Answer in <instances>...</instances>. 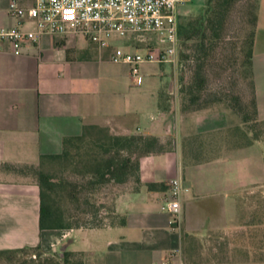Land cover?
<instances>
[{"label":"crops","instance_id":"obj_1","mask_svg":"<svg viewBox=\"0 0 264 264\" xmlns=\"http://www.w3.org/2000/svg\"><path fill=\"white\" fill-rule=\"evenodd\" d=\"M8 1L0 0V27L14 25ZM32 2L18 0L22 7ZM21 27L33 24L24 19ZM124 43V49L144 50L138 39L126 36ZM114 47L119 46L108 40L100 48L78 34H43L37 42H23L18 55L7 42L0 44L1 256L31 249L60 264H264L241 237L235 242L233 237L242 196L264 187L261 141L250 140L226 108L179 111L169 97L170 81L162 85L158 79L164 64L140 63L138 75H131L130 65L109 60ZM250 61L261 120L264 0H256ZM87 125L112 135L151 134L171 145L139 158V184L113 194L100 225L39 229L46 191L1 165L35 166L40 155L59 153L62 139L80 135ZM172 178L182 187L177 228L168 225L169 214L160 209ZM146 183H162L164 189L147 190ZM221 235L224 249L215 255L208 246ZM20 264H36L34 254Z\"/></svg>","mask_w":264,"mask_h":264},{"label":"trees","instance_id":"obj_2","mask_svg":"<svg viewBox=\"0 0 264 264\" xmlns=\"http://www.w3.org/2000/svg\"><path fill=\"white\" fill-rule=\"evenodd\" d=\"M237 0H204L196 14L176 21L178 60L182 69L188 67V77L179 83V111L197 112L211 108L210 103H198L205 88L206 68L216 59L223 44L229 11ZM255 29V15L244 53L248 72L250 99L243 107L234 109L240 115L242 127L250 140H260L264 149V129L248 126L253 122L263 126L255 110L250 59ZM218 99L211 100L216 101ZM250 108L251 118L246 110ZM171 140L164 142L158 136L133 133L112 135L104 127L87 125L78 136L62 139L57 154L40 155L35 166L1 165L3 170L32 178L46 191V200L39 205L38 226L61 228L70 226H98L109 215L113 194L129 184H139V158L167 150ZM69 171L73 180L57 175ZM147 190L164 189L162 183H146ZM73 209V210H72ZM75 211V214H73ZM89 212V213H88ZM90 214V220L81 222L79 215ZM4 253L0 251L1 254ZM66 253H63V259ZM264 257L259 258V260ZM52 264H60L53 259Z\"/></svg>","mask_w":264,"mask_h":264},{"label":"built area","instance_id":"obj_3","mask_svg":"<svg viewBox=\"0 0 264 264\" xmlns=\"http://www.w3.org/2000/svg\"><path fill=\"white\" fill-rule=\"evenodd\" d=\"M189 0H33L27 6L18 0L8 1V14L14 19L11 27H0V44L7 42L11 53L20 54L23 42H37L41 35L78 34L98 47H105L113 36L137 35L144 50L112 48L109 60L130 65L137 76L140 63L168 64L178 61L175 7ZM33 27H21L22 20ZM168 195L160 209L169 214L168 225L177 228L180 219L179 196L182 187L177 178L167 182ZM185 190V189H184ZM154 264V263H153Z\"/></svg>","mask_w":264,"mask_h":264},{"label":"rangeland","instance_id":"obj_4","mask_svg":"<svg viewBox=\"0 0 264 264\" xmlns=\"http://www.w3.org/2000/svg\"><path fill=\"white\" fill-rule=\"evenodd\" d=\"M203 1L189 0L185 4L176 6V21H181L196 14ZM255 6L256 0H237L232 5L223 44L216 53V59L206 68L205 88L198 100V103H210L208 106L214 108H226L232 111L238 120H240V115L234 109L243 107L250 99L249 78L244 53L247 49L249 33L252 30ZM126 36H128V39H133V41L138 39L137 35L125 34L123 36H113L109 39V42H114L117 46L123 48ZM139 43L144 44L143 42ZM142 67L157 68V71L159 70V67L155 64H145ZM187 70V66L182 69V63L178 60L174 67L164 64V75L158 77L162 85L170 81L169 97L171 102L177 106H179L180 77H188ZM214 99L218 100L211 102ZM246 112L251 118L250 108H247ZM249 121L247 122L248 126L264 129L263 126L253 122L252 119ZM57 175L65 177L68 181L73 180L75 177L69 171L62 174L57 173ZM88 213L87 215H79L80 218L82 217L81 222L84 219L90 220L91 215ZM73 214H75V211H73ZM237 222L240 225L233 229L234 242L240 240L241 237L254 259L264 257V187L242 196L240 216ZM222 242H224V237L222 235L221 237L217 236L210 242L208 248L215 255H221L220 253L224 249V243ZM32 254L36 258V264H52L53 259H55L50 255H40L38 251L25 249L13 252L8 257L0 256V264H20L23 259L31 257ZM200 261H205V259Z\"/></svg>","mask_w":264,"mask_h":264}]
</instances>
